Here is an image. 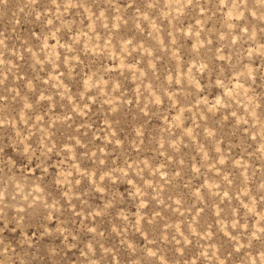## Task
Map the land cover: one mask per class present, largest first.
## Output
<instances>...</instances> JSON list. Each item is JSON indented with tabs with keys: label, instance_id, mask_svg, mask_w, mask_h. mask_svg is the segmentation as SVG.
<instances>
[{
	"label": "clouds",
	"instance_id": "clouds-1",
	"mask_svg": "<svg viewBox=\"0 0 264 264\" xmlns=\"http://www.w3.org/2000/svg\"><path fill=\"white\" fill-rule=\"evenodd\" d=\"M0 264H264V0H0Z\"/></svg>",
	"mask_w": 264,
	"mask_h": 264
}]
</instances>
